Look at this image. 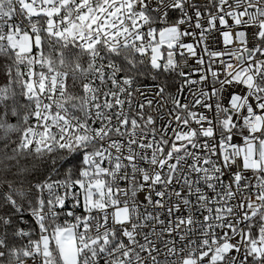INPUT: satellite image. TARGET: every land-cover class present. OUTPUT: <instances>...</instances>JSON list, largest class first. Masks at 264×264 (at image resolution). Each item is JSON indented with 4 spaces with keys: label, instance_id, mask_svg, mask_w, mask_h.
Returning <instances> with one entry per match:
<instances>
[{
    "label": "snow or ice",
    "instance_id": "1",
    "mask_svg": "<svg viewBox=\"0 0 264 264\" xmlns=\"http://www.w3.org/2000/svg\"><path fill=\"white\" fill-rule=\"evenodd\" d=\"M0 264H264V0H0Z\"/></svg>",
    "mask_w": 264,
    "mask_h": 264
}]
</instances>
